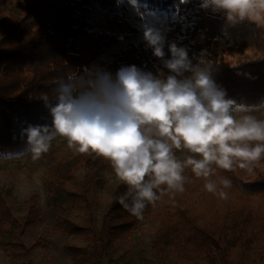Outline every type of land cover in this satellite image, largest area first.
<instances>
[{
  "label": "trees",
  "instance_id": "1",
  "mask_svg": "<svg viewBox=\"0 0 264 264\" xmlns=\"http://www.w3.org/2000/svg\"><path fill=\"white\" fill-rule=\"evenodd\" d=\"M91 1H63L54 10H48L36 0H17L20 13L0 20V154L26 148L23 130L29 125L51 124V113L41 96L47 94L55 103L54 89L60 78L90 71L83 66L79 52L86 35L96 40L92 53L95 60L103 42L108 44L118 38L113 33L94 35L88 29L93 13ZM117 1L99 0L111 8ZM201 3L202 0H158V5L172 11L178 19L167 34L165 58H171L170 45H177L181 16L190 9L196 18L195 29L205 33L209 45L223 39L230 50L234 47L264 51V26L257 27L248 21L230 26L225 16L202 8ZM79 10L82 15H78ZM198 49L203 47L186 49L189 59L194 65L201 60L212 65L213 79L226 91V98L246 104L264 101V56L246 57L232 65L216 51L211 50L210 56H199ZM132 65L158 76L148 50L134 46L117 54L106 71L115 76L120 68ZM43 159L47 167V201L56 208L57 228L83 244L70 245L68 251L77 264H102L104 233L115 238L129 233L139 223L119 203L127 186L116 178L114 200L105 210L99 229L94 211L98 193L88 181L79 184V176L84 171L90 181L101 187V179L115 176L111 164L102 157L80 154L67 146L49 150ZM185 175L189 179L183 194L174 198L166 195L156 207L149 205L144 212V220L152 223L153 250L161 255L164 264H264V174L259 167L254 175L239 168L234 172L217 171L213 179L232 181L227 200L207 192L204 181L195 178L190 170ZM37 203V197H30L23 218H15L5 191L0 188V249L7 250L19 233L36 223L44 225ZM71 210L80 214L81 221L68 217ZM39 241L45 240L39 236Z\"/></svg>",
  "mask_w": 264,
  "mask_h": 264
},
{
  "label": "clouds",
  "instance_id": "2",
  "mask_svg": "<svg viewBox=\"0 0 264 264\" xmlns=\"http://www.w3.org/2000/svg\"><path fill=\"white\" fill-rule=\"evenodd\" d=\"M129 3L137 6V0ZM201 7L223 13L230 26L245 21L264 26V0H202ZM144 37L171 73L166 78L135 65L120 68L115 76L90 70L62 77L54 89L55 103L41 96L51 124L23 130L25 154L33 161L47 154L57 137L77 153L108 161L127 186L119 203L138 220L149 205L186 191V170L204 181L207 192L227 200L232 181L213 179L217 171L239 168L254 175L264 160V119L254 115L264 113V101L226 98L210 63L194 65L175 43L165 59L160 31L146 27Z\"/></svg>",
  "mask_w": 264,
  "mask_h": 264
},
{
  "label": "rangeland",
  "instance_id": "3",
  "mask_svg": "<svg viewBox=\"0 0 264 264\" xmlns=\"http://www.w3.org/2000/svg\"><path fill=\"white\" fill-rule=\"evenodd\" d=\"M17 0H10L5 3L0 0V20L10 14H19L16 8ZM42 3L48 10H54L58 3L68 0H36ZM93 13L90 15L88 29L94 32V35L102 34L118 35V38L110 43L103 42L101 52L97 59L92 57L93 50L96 47V40L91 35H86L81 41L79 49L82 55L83 66L89 70H105L116 58L131 47L148 50L150 59L157 69L158 76L163 73V78L171 74L164 67L163 61L153 55V49L145 40L144 32L146 27H152L160 31L165 38L168 32L174 28L173 25L178 20L175 14L158 5V0H137V6L134 7L129 0H118L113 8L102 5L99 0L90 2ZM82 15V11H78ZM218 15L225 16L218 12ZM182 27L180 33L176 36L178 47L185 49H195L198 45L203 49H198L199 56H210L212 51H216L229 64L237 65L246 57L264 56V51L255 49L237 50L228 48L223 39H218L212 43L207 42L202 30L195 29L196 18L190 9L181 16ZM143 36L141 39L140 37ZM140 39V40H139ZM123 40H129L125 48L114 50L113 58L110 61H101V56L107 48L120 44ZM210 46V48H209ZM212 50V51H211ZM167 59V58H165ZM191 75L185 73V76ZM258 118L264 119V113H254ZM67 146L65 139L57 137L52 142L50 150L56 151L61 147ZM26 153V148L10 154H0V188L6 193V199L10 207L14 210L15 218H23L28 208V199L37 197L38 203L36 209L41 215V221L44 225L36 223L33 227L19 233L14 244H11L7 250L0 249V264H77L74 256L68 251V246L77 244L83 246L79 241L74 242L73 238L64 232H60L56 224V208L47 201L48 193L45 190L44 178L47 167L43 157L33 161L30 153ZM178 156L181 153H177ZM260 172L264 174V160L259 166ZM88 183L92 185L98 193L96 208L94 209L98 220L99 229L103 225L105 210L114 200L113 188L117 186V179L114 175H109L106 179H101V187H97L95 181H90L85 172L79 176V184ZM64 201V200H63ZM65 205L70 207L67 201ZM68 217L79 220L80 214L71 210ZM111 217H108V221ZM152 223L146 220H139V223L127 234H119L113 238L104 233L105 251L102 264H164L159 253L153 250L155 237L151 233ZM41 236L45 241H39Z\"/></svg>",
  "mask_w": 264,
  "mask_h": 264
},
{
  "label": "bare ground",
  "instance_id": "4",
  "mask_svg": "<svg viewBox=\"0 0 264 264\" xmlns=\"http://www.w3.org/2000/svg\"><path fill=\"white\" fill-rule=\"evenodd\" d=\"M142 37L143 36H141L140 39ZM129 42H130L129 40H123L120 44H116L115 46L111 48H107L105 53L101 56V61H110L113 58L114 50L119 49V48H125Z\"/></svg>",
  "mask_w": 264,
  "mask_h": 264
}]
</instances>
